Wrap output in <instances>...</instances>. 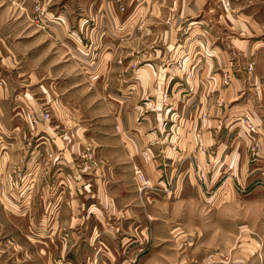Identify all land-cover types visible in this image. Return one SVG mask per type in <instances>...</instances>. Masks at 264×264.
Wrapping results in <instances>:
<instances>
[{
  "label": "crops",
  "instance_id": "1",
  "mask_svg": "<svg viewBox=\"0 0 264 264\" xmlns=\"http://www.w3.org/2000/svg\"><path fill=\"white\" fill-rule=\"evenodd\" d=\"M4 1L0 264H263L264 0Z\"/></svg>",
  "mask_w": 264,
  "mask_h": 264
},
{
  "label": "rangeland",
  "instance_id": "2",
  "mask_svg": "<svg viewBox=\"0 0 264 264\" xmlns=\"http://www.w3.org/2000/svg\"><path fill=\"white\" fill-rule=\"evenodd\" d=\"M51 1H56V0H51ZM5 2V4L6 5H8L9 7L10 6H14V5H17V7L18 6H20L21 4V2L22 1H18V0H9V1H4ZM23 2H27L26 0H24ZM15 3H18V4H15ZM31 4H33V6H31V15L29 16V20H31L33 23L35 22V21H37V22H39V23H41V24H43V25H45L46 23L47 24H49L50 23V21L49 20H47V21H45V20H43L42 19V14H40L39 12V9H38V5H39V7H40V9L42 8V6H44V7H46V10L47 11H49L50 12V10H48V4H49V1H47V5H45L43 2L42 3H40L38 0H31ZM59 4V3H58ZM50 5V4H49ZM5 6V5H4ZM3 6H0V8H2ZM18 8H20V7H18ZM228 8V7H227ZM4 16H1L0 15V19L1 18H3ZM7 22H11V21H9V17L7 18ZM6 22V23H7ZM50 24H52V23H50ZM10 27V26H9ZM15 34H17V33H15ZM26 42V44H30L29 42H27V41H24V42H21V44H23V43H25ZM20 44V45H21ZM19 50H23V46L21 45L20 47H19ZM5 51V50H4ZM33 53V55H39V54H42V48L41 49H37V50H31ZM35 51H36V53H35ZM89 53V52H88ZM81 56L84 58V54L82 53L81 54ZM81 56H80V54L78 55V57H80L81 58ZM89 56V55H88ZM84 60V59H83ZM178 63V62H177ZM44 112H46V111H43V113ZM44 116V115H43ZM88 153H92V155L89 157V159L88 158H86V157H84L83 155L84 154H86V156H87V154ZM83 157L85 158V159H88L89 160V162H90V166L91 167H94L95 166V160L97 161V159H96V157H95V154H94V152H92V151H86V152H84L83 153ZM88 157V156H87ZM239 186V185H238ZM239 190V189H238ZM242 190V189H241ZM241 190H239V191H241ZM246 210H247V208L246 207H244V208H239V215H241L242 217H244L245 218V213H246ZM260 212L263 210V209H258ZM255 226V225H254ZM255 231H256V236L258 237V236H260V238L258 239V248L260 249V250H264V223H259V224H256V226H255ZM263 231V232H262ZM147 236L149 237V238H151L150 236H151V233H150V231H149V227H148V230H147ZM50 240L53 242L54 241V238L52 237V238H50ZM219 248L217 247V249L215 250V251H208V253L206 254V256H205V261L209 264V263H211L212 261H214L213 260V257H214V255L216 254V253H218L219 252V250H218ZM260 259V258H259ZM258 259V260H259ZM259 262H262V261H259ZM263 264H264V261H263Z\"/></svg>",
  "mask_w": 264,
  "mask_h": 264
},
{
  "label": "built area",
  "instance_id": "3",
  "mask_svg": "<svg viewBox=\"0 0 264 264\" xmlns=\"http://www.w3.org/2000/svg\"><path fill=\"white\" fill-rule=\"evenodd\" d=\"M18 1L23 2L24 0H18ZM224 5L229 8L230 7V1L224 0ZM37 7L40 11L39 13L42 14L43 20H45V21L49 20L50 23H62L63 22L61 16L58 13L50 14L49 11L46 10V7L42 6L41 9H40L39 5ZM120 8L122 10H124L123 6H121ZM88 55L89 56H88L87 62L90 65H92L93 63H95L97 61L99 51L91 50V51H89ZM178 64H180V63H178ZM251 68H252V63H249L247 65V69L249 70ZM223 81L226 83L228 82V75L225 74L223 76ZM43 115H44V118H49V113L47 111L44 112ZM242 122H243L245 128L247 129V131L249 133L254 134V133L258 132V127H257L256 123L252 119H250L249 117H245L242 120ZM143 153H146V151H143ZM91 155H92V153H88L87 154L88 157L86 156V154H84L83 156L89 159V157ZM94 162H95V166L97 167L98 161L95 160ZM133 169H134V173L137 175V177L139 179V183H140L139 190L144 191L145 188L150 186V181L145 177L144 173L142 172V170L138 166L134 165ZM196 175H197V178L199 181H202L204 179V176H205L203 170H201V169H197ZM13 183H15V180H13ZM237 188L239 190H241L240 186H238Z\"/></svg>",
  "mask_w": 264,
  "mask_h": 264
}]
</instances>
